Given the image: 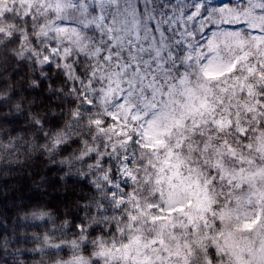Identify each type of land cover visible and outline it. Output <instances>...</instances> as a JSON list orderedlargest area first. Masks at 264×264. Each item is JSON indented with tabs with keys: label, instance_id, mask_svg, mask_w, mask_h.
<instances>
[{
	"label": "snow or ice",
	"instance_id": "1",
	"mask_svg": "<svg viewBox=\"0 0 264 264\" xmlns=\"http://www.w3.org/2000/svg\"><path fill=\"white\" fill-rule=\"evenodd\" d=\"M0 89V264H264V0H5Z\"/></svg>",
	"mask_w": 264,
	"mask_h": 264
},
{
	"label": "trees",
	"instance_id": "2",
	"mask_svg": "<svg viewBox=\"0 0 264 264\" xmlns=\"http://www.w3.org/2000/svg\"><path fill=\"white\" fill-rule=\"evenodd\" d=\"M23 83L22 78H17L15 82H13V87L17 88L19 90V85ZM25 88L27 85H24ZM0 91H5L4 89H0ZM31 97H26L25 99L14 101V103L19 102L25 107V111L28 110V105L31 101ZM41 104V101L37 99L35 101V105L38 107ZM39 114V113H36ZM30 156L29 153H25L20 157L19 163H13L10 165V162L7 160H0V191H3L7 196V209L8 211L5 212V215L13 218V219H18V222L23 225L20 227V231L18 235L21 238H24L25 235L27 237H34V236H41L44 232L43 228H39L38 226L40 225L39 220H35L32 223H27L25 224L24 221L27 219L29 221L33 220V211L31 208L25 207L21 208L18 206L19 201L17 200V206L13 207V201L14 198L18 197H28L31 195V189L29 187V184L35 180H37L36 173L40 172V170L43 168L42 163H38L35 168H32L31 166V160L28 158ZM23 165L21 168L20 165ZM9 167H12L16 169V171H13L9 173L6 171ZM31 169L32 170V178L31 181L28 178L27 171ZM6 185V187H4ZM53 208L54 211H52L53 216H58L60 215L59 213V202L58 201H53ZM33 245L31 244H20V248H26V247H32Z\"/></svg>",
	"mask_w": 264,
	"mask_h": 264
},
{
	"label": "rangeland",
	"instance_id": "3",
	"mask_svg": "<svg viewBox=\"0 0 264 264\" xmlns=\"http://www.w3.org/2000/svg\"><path fill=\"white\" fill-rule=\"evenodd\" d=\"M5 0H0V3H4ZM6 2L10 5L12 3V0H6Z\"/></svg>",
	"mask_w": 264,
	"mask_h": 264
}]
</instances>
